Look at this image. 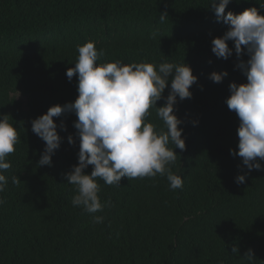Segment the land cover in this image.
<instances>
[{"label":"trees","instance_id":"trees-1","mask_svg":"<svg viewBox=\"0 0 264 264\" xmlns=\"http://www.w3.org/2000/svg\"><path fill=\"white\" fill-rule=\"evenodd\" d=\"M253 7L264 15V0H231L225 14ZM228 30L210 0H0V115L12 118L20 137L3 173L0 264H264V170L249 172L230 152L239 151V118L226 104L229 86L247 80L232 41L227 60L211 50ZM89 41L104 50L101 63L184 62L198 78L191 98L175 105L186 149H174L170 167L182 188L170 190L159 175L124 177L120 186L98 179L101 203L110 206L93 214L74 207L75 186L65 176L78 165L75 113L53 118L62 141L52 165L38 166L45 142L31 121L77 99L78 77L69 82L66 71L75 67L77 46ZM213 72L227 76L216 83ZM169 91L170 83L163 96ZM150 111L149 122L163 128ZM239 175L246 179L238 185ZM249 250L252 260L242 259Z\"/></svg>","mask_w":264,"mask_h":264},{"label":"clouds","instance_id":"clouds-1","mask_svg":"<svg viewBox=\"0 0 264 264\" xmlns=\"http://www.w3.org/2000/svg\"><path fill=\"white\" fill-rule=\"evenodd\" d=\"M230 2L210 0L217 22L229 26L222 37L212 41L211 50L217 58L227 60L233 55L227 42L232 41L239 60L237 67L247 80V83L229 86L231 95L226 104L239 118V151L230 152L242 158L249 172L264 170L257 162V158L264 161V15H260L255 7L238 15L231 11L225 14ZM166 18L167 13L160 14L161 23ZM77 52L75 67L66 71L69 82L73 76L78 77L77 99L63 106H52L46 114L31 121L32 132L45 142L38 166L52 165V156L62 141L53 118L75 113L74 128L80 140L78 165L65 176L68 183L75 186L71 200L74 207L93 214L110 206V201L101 203L98 179L110 186H120L124 177L130 180L159 175L166 177L170 190L182 188V177L174 174L170 166L178 156L174 149H186L180 127L182 121L175 114V105L177 98L183 101L192 96L189 89L198 78L193 75L191 67L184 62L125 64L115 60L101 63L105 52L97 50L94 41L78 45ZM245 54L249 56L247 62L240 59ZM226 76L227 72H213L210 79L220 83ZM169 83V94L164 97ZM161 99L165 103L157 107ZM153 108L163 122V128L149 122L150 109ZM10 118L9 115H0V193L5 191L8 183L3 174L11 167L7 157L20 143L18 131ZM61 130L66 129L62 127ZM68 143H75L73 136L68 137ZM89 165L93 170L87 175L85 169ZM245 179V175H239L235 182L243 184ZM12 182L16 184L20 180L13 176ZM3 204L4 200L0 198V205ZM103 219L102 216H93L94 223H102ZM232 252L238 253V248L233 246ZM242 259L252 260V251L249 250Z\"/></svg>","mask_w":264,"mask_h":264},{"label":"rangeland","instance_id":"rangeland-1","mask_svg":"<svg viewBox=\"0 0 264 264\" xmlns=\"http://www.w3.org/2000/svg\"><path fill=\"white\" fill-rule=\"evenodd\" d=\"M15 96H16V98L22 100V97H20L19 95H15Z\"/></svg>","mask_w":264,"mask_h":264}]
</instances>
